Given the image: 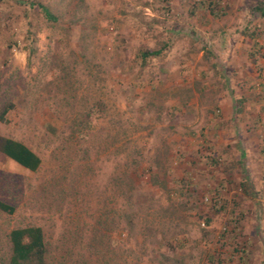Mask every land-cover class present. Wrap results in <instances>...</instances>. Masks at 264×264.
<instances>
[{"label": "rangeland", "instance_id": "1", "mask_svg": "<svg viewBox=\"0 0 264 264\" xmlns=\"http://www.w3.org/2000/svg\"><path fill=\"white\" fill-rule=\"evenodd\" d=\"M10 103L42 162L0 152V264L26 225L57 264H264V0H0Z\"/></svg>", "mask_w": 264, "mask_h": 264}, {"label": "trees", "instance_id": "2", "mask_svg": "<svg viewBox=\"0 0 264 264\" xmlns=\"http://www.w3.org/2000/svg\"><path fill=\"white\" fill-rule=\"evenodd\" d=\"M32 5L38 6L45 16L52 21L58 22L59 16L53 12L50 6L41 2H31ZM262 7H257L260 10ZM35 32L30 22L26 34V42L24 49L32 55L35 51ZM162 49L144 50L140 52L143 61L150 55H159ZM13 105L10 103L0 113V119L3 120L11 110ZM0 152L8 158L14 160L23 167L30 170H37L42 162L40 155L31 149L23 141L5 136L0 133ZM15 205L6 202L0 198V210L8 213L15 211ZM9 240L11 242V255L9 264H57L49 261L50 250L46 234L40 225H26L15 227L9 232Z\"/></svg>", "mask_w": 264, "mask_h": 264}]
</instances>
